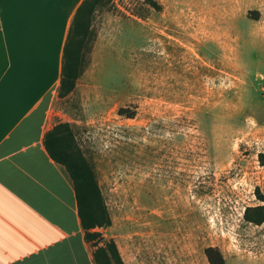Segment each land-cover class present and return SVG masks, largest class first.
<instances>
[{"label":"rangeland","instance_id":"rangeland-1","mask_svg":"<svg viewBox=\"0 0 264 264\" xmlns=\"http://www.w3.org/2000/svg\"><path fill=\"white\" fill-rule=\"evenodd\" d=\"M82 60L52 112L111 221L94 253L208 264L214 247L225 264H264V223L246 220L264 206V0H103Z\"/></svg>","mask_w":264,"mask_h":264},{"label":"crops","instance_id":"crops-1","mask_svg":"<svg viewBox=\"0 0 264 264\" xmlns=\"http://www.w3.org/2000/svg\"><path fill=\"white\" fill-rule=\"evenodd\" d=\"M84 1L0 0V264H96L70 176L45 147Z\"/></svg>","mask_w":264,"mask_h":264},{"label":"trees","instance_id":"trees-1","mask_svg":"<svg viewBox=\"0 0 264 264\" xmlns=\"http://www.w3.org/2000/svg\"><path fill=\"white\" fill-rule=\"evenodd\" d=\"M100 1L103 0H85L74 18L64 49L62 81L59 89L60 98H65L74 91L76 83L83 73L82 49L87 41L90 18L96 3ZM151 4L156 7L153 1ZM255 14L259 15V13ZM119 114L127 119L135 118V112L127 109L120 110ZM45 147L52 160L63 166L70 176L76 192L86 240L91 241L97 236L92 233L94 229L111 224L103 204L95 171L82 152L74 147L72 129L68 123L57 125L46 135ZM251 211L257 212L256 218L249 217ZM246 220L256 225L263 224L264 206L247 209ZM205 256L208 264H225V258L218 248L208 247L205 250ZM95 262L96 264H123L114 244L109 245L107 249H98L95 253Z\"/></svg>","mask_w":264,"mask_h":264},{"label":"snow or ice","instance_id":"snow-or-ice-1","mask_svg":"<svg viewBox=\"0 0 264 264\" xmlns=\"http://www.w3.org/2000/svg\"><path fill=\"white\" fill-rule=\"evenodd\" d=\"M0 24H2V21H0Z\"/></svg>","mask_w":264,"mask_h":264}]
</instances>
